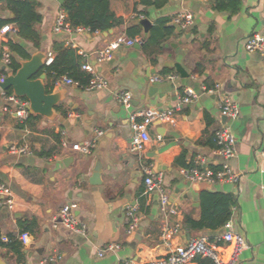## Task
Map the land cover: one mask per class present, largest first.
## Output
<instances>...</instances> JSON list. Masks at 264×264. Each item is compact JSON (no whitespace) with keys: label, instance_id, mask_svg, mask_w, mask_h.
Returning <instances> with one entry per match:
<instances>
[{"label":"crops","instance_id":"crops-1","mask_svg":"<svg viewBox=\"0 0 264 264\" xmlns=\"http://www.w3.org/2000/svg\"><path fill=\"white\" fill-rule=\"evenodd\" d=\"M36 1L41 16L35 26L40 35L39 48L19 39L12 24H8L14 29L10 40L29 54L41 51L55 57V43L79 56L83 53V63L93 66L109 85L104 90L85 91L76 86L55 85L43 72L50 92H64L52 121L38 116L21 122L0 90V184L9 188L14 199L12 211L0 210V236L16 240L22 232L30 236L28 246L21 245L20 258L0 248V264H40L52 256L60 260L51 264H124L131 260L145 264L185 245L191 238L205 236L212 240L222 233L223 227L218 231H193L184 224L185 216L199 219L202 191L234 196L233 230L248 245L239 255L238 264H264V173L260 169V150L264 146V61L259 54L246 50L250 36H264V0H239L240 10L234 15L214 10L210 0H166L160 8L140 6L141 14L107 32L72 34L54 31L57 16L64 12L63 3ZM183 11L194 16L193 26L186 30L171 22ZM12 18L5 0H0V21ZM141 19L148 20L151 27L159 20H169L167 26L173 32L159 46L148 48L151 56L142 46H133L116 51L108 62L96 63L99 50ZM175 65L186 78L176 72ZM0 70L5 76L10 72L9 68L4 69L1 59ZM166 75L173 80L150 83V78ZM216 85L220 86L218 93L204 92V88ZM154 86L157 91L148 96ZM187 89L197 98L175 111V123L151 125L145 151L130 153V115L171 110ZM120 92L132 94L128 110L116 98ZM219 97H227L238 105L237 119L226 121L220 116ZM224 124L236 139V153L229 165L239 175L238 181L199 184L184 179L180 174L184 167L176 163L180 157L189 167H221L223 161L215 152L214 134ZM87 141L95 142L89 155L72 150L73 144ZM22 142L28 143L31 155L9 152L10 146ZM144 167L162 176L168 202L178 210L170 222L180 224V233L169 245L160 239L164 216L158 194H144ZM65 204L74 206L76 217L86 227L85 235L67 230L58 221ZM133 205L139 208L140 221L138 228L128 234L125 209ZM108 245L119 248L99 257V251ZM221 251L227 255V250Z\"/></svg>","mask_w":264,"mask_h":264},{"label":"built area","instance_id":"built-area-1","mask_svg":"<svg viewBox=\"0 0 264 264\" xmlns=\"http://www.w3.org/2000/svg\"><path fill=\"white\" fill-rule=\"evenodd\" d=\"M171 22L182 30H186L193 26L194 16L190 12L183 11L177 13ZM14 31L11 25H4L0 28V59L5 68L11 63V52L8 46L10 42L9 35ZM54 31L56 33L65 32L68 34L88 32L83 28L72 29L66 22V15L60 12L56 18ZM135 44H141L140 39H131L125 34L119 35L99 50L95 55L96 63L101 64L108 62L113 54L123 48L133 47ZM70 46L69 44H66ZM246 50L249 53H256L261 56L264 61V36L253 34L246 42ZM82 58L85 54L80 53ZM54 60L53 53H47L44 60V68L51 66ZM81 70L89 75V83L86 86L80 84L70 77L63 75L59 76L54 82L55 85H66L80 87L85 91L104 90L108 88V81L98 74L93 66L84 62L81 65ZM5 75H0V82H3ZM165 80H173V77L166 75L163 77L154 76L150 78V83H161ZM220 90V86L216 85L214 88H204L207 94H215ZM3 98L7 103L13 107V112L21 122H26L30 117L29 103L25 99L17 98L12 93H2ZM120 105L128 110L131 106L132 94L130 92H120L116 96ZM197 98V95L190 89L185 91L184 96L180 97L171 110L164 111H145L139 114L130 115V126L132 135L128 144V151L133 154H141L145 151L147 144L150 142L148 128L156 123L158 124H174L175 111H179L183 106L192 103ZM218 108L220 116L227 120H234L239 117V107L236 103L230 101L227 97H219ZM137 117L141 119L136 120ZM102 135L101 132L98 133ZM63 143V142H62ZM64 144V143H63ZM215 152L222 158L223 164L219 169L197 167L180 169L181 176L193 183L211 184L216 182L235 183L239 179V175L232 172L229 162L234 158L236 153V139L231 129L224 124L214 134ZM95 146L94 141H87L83 144H73L72 150L80 152L83 155H89ZM9 152L14 155H31L27 142H22L19 145H12L8 148ZM261 172L264 173V146L260 150ZM144 173V194L150 195L152 193L158 194L159 208L164 216L162 226L160 228V239L164 244L169 245L172 238L178 236L180 233V224L170 222V218L178 215V210L172 207L168 202V198L163 190L162 176L155 175L150 167L143 168ZM72 204H65L59 211L58 221L69 231L76 234L85 235L86 227L78 220L75 215ZM14 208V199L9 188L5 184H0V210L7 209L12 211ZM233 211V209H232ZM125 216L128 221L127 233L132 234L139 225L140 211L138 206H127L125 209ZM30 236L27 233H22L17 237V240L24 247L28 246ZM3 243H7L6 236L1 237ZM248 247L246 240L240 234L234 232L232 218H230L223 226V231L220 235L212 240L205 236L189 239L185 245L169 251L166 255L160 256L150 260L145 264H189L196 259L207 258L214 264H238L239 255ZM117 245H108L105 249L99 251L98 256L102 257L106 251H114L118 249ZM221 250H227L225 256ZM60 260V257H48L40 262V264H51ZM124 264H142L136 261H126Z\"/></svg>","mask_w":264,"mask_h":264},{"label":"trees","instance_id":"trees-1","mask_svg":"<svg viewBox=\"0 0 264 264\" xmlns=\"http://www.w3.org/2000/svg\"><path fill=\"white\" fill-rule=\"evenodd\" d=\"M210 1L213 9L219 12L227 11L234 15L240 10L239 0ZM165 3L166 0H64L61 9L66 15V22L70 28H83L90 33H96L107 32L124 25L132 16L141 14L139 7L142 5L160 8ZM5 4L13 18L9 21H0V28L7 24L14 25L19 39L30 43L34 48H39L40 35L35 26L41 22V16L38 13L37 1L5 0ZM168 23L169 20L166 19L157 21L147 34H144L139 24H134L126 28L125 35L131 39H140L142 49L151 56L153 54L148 48L159 46L172 34V28L167 26ZM8 46L12 54L8 68L10 72L15 73L19 67L18 61L28 59L29 53L14 40H10ZM53 51L55 53L53 63L44 70L46 77L51 79L52 83L63 75L78 82L82 87L89 83V75L81 70L83 59L74 50L55 43ZM0 74L5 75V72L0 70ZM49 88L51 89V86ZM6 94H11V91H6ZM30 117L38 118L33 115ZM182 158H178L176 163L184 168H190ZM235 205L236 200L232 195L202 191L199 194V219L193 220L185 216L184 224L193 231H218L232 217V209ZM7 239V243H3L0 236V248L8 249L18 258L22 257L21 244L14 237L7 236ZM195 261L197 264H214L207 258H198Z\"/></svg>","mask_w":264,"mask_h":264},{"label":"water","instance_id":"water-1","mask_svg":"<svg viewBox=\"0 0 264 264\" xmlns=\"http://www.w3.org/2000/svg\"><path fill=\"white\" fill-rule=\"evenodd\" d=\"M60 4L64 0H58ZM138 24L143 28L144 34H147L151 24L146 19L139 20ZM141 44H135L134 48L139 49ZM46 53L37 51L29 54L28 59L18 61V69L15 73L9 72L0 82V90L6 92L8 90L17 98L25 99L29 103V111L32 115L43 117L47 120H54L55 107L63 101L64 92H50L44 84V60ZM176 72L182 78L187 75L178 66L175 65ZM151 91L156 92V87H151L148 96H151Z\"/></svg>","mask_w":264,"mask_h":264}]
</instances>
